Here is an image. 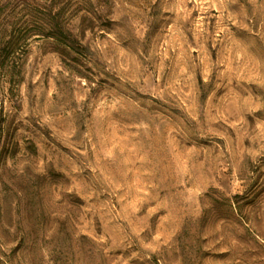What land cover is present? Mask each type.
I'll use <instances>...</instances> for the list:
<instances>
[{
    "label": "rangeland",
    "instance_id": "374dc122",
    "mask_svg": "<svg viewBox=\"0 0 264 264\" xmlns=\"http://www.w3.org/2000/svg\"><path fill=\"white\" fill-rule=\"evenodd\" d=\"M0 264H264V0H0Z\"/></svg>",
    "mask_w": 264,
    "mask_h": 264
}]
</instances>
